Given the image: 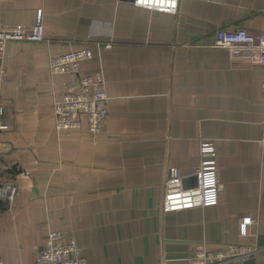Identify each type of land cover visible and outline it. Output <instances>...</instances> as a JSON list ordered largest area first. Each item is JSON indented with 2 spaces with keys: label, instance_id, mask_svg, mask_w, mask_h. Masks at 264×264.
<instances>
[{
  "label": "crops",
  "instance_id": "crops-1",
  "mask_svg": "<svg viewBox=\"0 0 264 264\" xmlns=\"http://www.w3.org/2000/svg\"><path fill=\"white\" fill-rule=\"evenodd\" d=\"M38 11L44 40L4 51L0 186L19 195L0 206V260L33 264L55 231L86 264H192L230 246L264 264V65L214 47L219 30L264 31V0H180L174 15L130 0H0V26H32ZM84 49L79 75L102 76L108 97L96 141L54 128L76 77L51 74L49 59ZM201 140L215 148L217 205L164 211L170 167L196 196Z\"/></svg>",
  "mask_w": 264,
  "mask_h": 264
},
{
  "label": "built area",
  "instance_id": "built-area-1",
  "mask_svg": "<svg viewBox=\"0 0 264 264\" xmlns=\"http://www.w3.org/2000/svg\"><path fill=\"white\" fill-rule=\"evenodd\" d=\"M180 0H134L133 5L148 11L174 15ZM207 1V0H197ZM45 38L42 22V11H38L32 26H0V86L6 81V69L3 65L5 47L10 42H41ZM214 47L228 50L232 58H243L264 65V31L256 34L245 29L235 31L219 30L215 33ZM105 49H110L107 45ZM90 49L69 52L49 59V70L53 75H67L76 77L75 81L66 86L60 97L53 103L54 128L57 133L66 137L72 132L85 127L87 134L93 141L104 132L108 118L106 82L102 76H80L81 64L91 59ZM9 102L0 98V130L7 131L8 125L2 123L5 107ZM264 124V111H263ZM200 163L195 169L198 181L196 196L191 191L180 188L183 180L179 168L170 167L167 170L165 188L171 186L178 190L166 193L162 206L164 211L178 210L198 206L207 208L217 205L219 200L217 183V163L213 141L201 140L199 143ZM19 195L16 185L0 186V202L12 205ZM255 224L251 218L241 220L240 235H245L247 227ZM62 235L59 232L47 234L44 245L36 254L33 264H86L82 251L77 242L71 239L67 244L60 245ZM251 250L230 246L226 251L206 252L197 251L192 264H230L235 261L249 259ZM0 264L4 263L0 260Z\"/></svg>",
  "mask_w": 264,
  "mask_h": 264
},
{
  "label": "water",
  "instance_id": "water-1",
  "mask_svg": "<svg viewBox=\"0 0 264 264\" xmlns=\"http://www.w3.org/2000/svg\"><path fill=\"white\" fill-rule=\"evenodd\" d=\"M130 1L133 3L134 0H130ZM244 263L245 264H253V260L250 259V260L245 261Z\"/></svg>",
  "mask_w": 264,
  "mask_h": 264
},
{
  "label": "trees",
  "instance_id": "trees-1",
  "mask_svg": "<svg viewBox=\"0 0 264 264\" xmlns=\"http://www.w3.org/2000/svg\"><path fill=\"white\" fill-rule=\"evenodd\" d=\"M1 205H7V204H6V203H3V202H0V206H1Z\"/></svg>",
  "mask_w": 264,
  "mask_h": 264
}]
</instances>
